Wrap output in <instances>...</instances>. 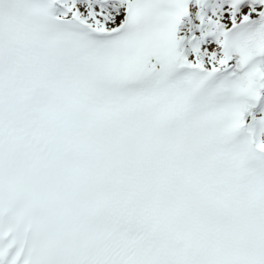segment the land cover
I'll list each match as a JSON object with an SVG mask.
<instances>
[{"label": "bare ground", "instance_id": "obj_1", "mask_svg": "<svg viewBox=\"0 0 264 264\" xmlns=\"http://www.w3.org/2000/svg\"><path fill=\"white\" fill-rule=\"evenodd\" d=\"M129 5L130 0H55L60 17H82L85 24L97 31H107L118 25ZM210 5L215 9L214 13ZM263 5L264 0H260L255 8L242 5L240 11L234 14L232 9L236 5L232 0H206L192 4L189 13L181 21L177 66L194 67L200 63L201 69L210 74L216 73L224 66L217 61L219 47H225L226 31L234 24L255 16ZM197 44L206 45V48H199ZM213 62H217L216 65ZM155 63H158L157 60ZM246 121L264 150V89L259 104L248 112Z\"/></svg>", "mask_w": 264, "mask_h": 264}, {"label": "rangeland", "instance_id": "obj_2", "mask_svg": "<svg viewBox=\"0 0 264 264\" xmlns=\"http://www.w3.org/2000/svg\"><path fill=\"white\" fill-rule=\"evenodd\" d=\"M199 47H200V48H206V45L204 46V45H202V44H199Z\"/></svg>", "mask_w": 264, "mask_h": 264}]
</instances>
